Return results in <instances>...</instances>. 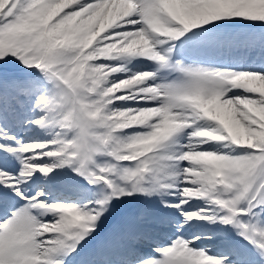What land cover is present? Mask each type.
<instances>
[{
  "label": "snow or ice",
  "instance_id": "snow-or-ice-1",
  "mask_svg": "<svg viewBox=\"0 0 264 264\" xmlns=\"http://www.w3.org/2000/svg\"><path fill=\"white\" fill-rule=\"evenodd\" d=\"M0 264H264V0H0Z\"/></svg>",
  "mask_w": 264,
  "mask_h": 264
}]
</instances>
